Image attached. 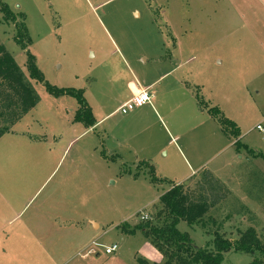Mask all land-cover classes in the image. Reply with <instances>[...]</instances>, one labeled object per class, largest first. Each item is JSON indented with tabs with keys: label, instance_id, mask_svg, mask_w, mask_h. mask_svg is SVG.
Segmentation results:
<instances>
[{
	"label": "rangeland",
	"instance_id": "rangeland-1",
	"mask_svg": "<svg viewBox=\"0 0 264 264\" xmlns=\"http://www.w3.org/2000/svg\"><path fill=\"white\" fill-rule=\"evenodd\" d=\"M2 2L17 24L26 25L32 39L28 49L46 79L58 87L83 89L98 117L123 103L128 81L147 87L169 72L150 92H159L158 98L177 95L182 79L208 108H218L237 123L243 143L264 153V0H0V43L40 96L0 138V264L51 263L42 245L54 255L58 247L75 244L66 245L72 236L58 228L63 223L59 214L93 218L101 223V242L120 243L125 224L131 229L141 221L160 224V196L179 183L152 181V166L130 162L136 151L123 136L119 142L127 163L105 151L106 139L126 131L134 110L111 114L96 131L73 121L77 99L57 98L30 76L27 49L17 42L16 23L5 19ZM218 138L208 136L201 145L194 141L191 154L208 156L220 147L215 144H226V136ZM176 146L184 152L181 141L167 143L169 154L159 149L154 163L183 161ZM240 151L234 146L187 182L181 180L194 189L204 170L216 169L213 174L231 190L205 215V225L179 223L197 246L213 244L216 231L235 241L249 227L264 242V157ZM135 173H140L137 179L131 176ZM143 213L149 219L142 220ZM47 216L55 225L45 227ZM45 228L50 236L43 235ZM93 247L105 255L104 248ZM116 254L119 259L109 264L165 260L141 230L129 233ZM253 258L232 249L222 264H250Z\"/></svg>",
	"mask_w": 264,
	"mask_h": 264
},
{
	"label": "trees",
	"instance_id": "trees-1",
	"mask_svg": "<svg viewBox=\"0 0 264 264\" xmlns=\"http://www.w3.org/2000/svg\"><path fill=\"white\" fill-rule=\"evenodd\" d=\"M6 20L17 21V16L11 11L9 5L1 3ZM16 40L28 54V68L30 76L41 81L47 91L55 96H72L79 103V108L74 117L75 121L83 122L91 127L97 123L92 108L87 102L84 90L72 87H58L50 83L45 74L38 68L36 57L28 49L32 39L28 36L25 24H17ZM26 37V40L22 39ZM199 104L206 109L219 123L223 132L230 137H235L237 149L245 147L239 140L240 128L237 123L227 118L218 108L205 104L203 98L197 94ZM40 96L31 81L27 78L14 56L0 43V138L17 123L26 113L34 108ZM208 108V109H207ZM256 157H264L262 152H255L248 148ZM151 179L159 182V178L152 166ZM231 193V190L216 177L211 171L204 170L197 181V186L191 189L187 183L174 184L172 188L161 195L160 201L163 208L159 212L160 224L152 221L140 222L133 229L125 224L126 233H135L141 230L146 237L161 251L165 260L163 262H149L138 258V264H222L225 252L232 249L246 252L254 256L250 264H264V242L261 240L254 227L242 231L240 237L232 241L224 234L216 231L213 244L197 246L188 232L179 230L181 221L188 224L201 223L205 225V215L220 200Z\"/></svg>",
	"mask_w": 264,
	"mask_h": 264
},
{
	"label": "crops",
	"instance_id": "crops-1",
	"mask_svg": "<svg viewBox=\"0 0 264 264\" xmlns=\"http://www.w3.org/2000/svg\"><path fill=\"white\" fill-rule=\"evenodd\" d=\"M168 73L162 74L159 78L155 79L150 85H148L147 88H151L155 86V84L157 85V82ZM178 82L179 83L177 84L181 85L182 87L179 88L180 90L177 95L168 93L165 94L162 98H158L159 92L154 90L152 92L153 97L151 103H148V105L145 104L147 105L145 107L143 105L136 108L133 111L134 118L132 117L130 118V120H128L129 124L126 128V131L124 133H119L118 135H116L115 139H106L104 148L105 151H110L109 154L117 155L118 158L122 159L123 163H127V161L124 160L127 158L126 150L124 148L125 145L122 144V141L119 142L120 138L122 139L123 137H125L127 138V143L131 145L136 151L134 160L130 162H133L134 164L143 161L145 162V164L147 163V165L153 166L156 175L162 179L159 182L176 180L179 182L177 184H180L184 183L183 181L181 182V180H186L185 182H187L192 178V176L194 175L193 173L205 169L208 166L209 160L219 156L222 152L229 151L234 146H236L235 142L237 141V139L232 140V137L223 132L217 120L207 110H204L201 107L197 98V94H195L194 91L186 84L182 85V79ZM140 87L143 86H141L139 83L136 84L132 80L128 81L127 92L125 95L126 99L123 101V103L129 100ZM156 94L158 101L157 104L154 105L153 99L155 98ZM62 97L63 96L58 98ZM87 102L89 103L88 100ZM120 106L109 115L101 117L97 116V113L91 106L97 123L91 127H88V129L93 131L98 130V127L104 123L106 118H108L115 112H119ZM158 110H161L162 115L159 116ZM176 113H178L177 116ZM150 114L153 115L151 119L148 117V115ZM184 117H188V119H185ZM73 121L75 123H78V121ZM153 122H157L160 128H155ZM197 130L198 133L193 139L188 137L189 134ZM217 135L219 138L223 137V135L226 136L225 145L221 146L219 145V143L215 144V147H220L216 151L212 150V153L206 156L207 158L202 155V151L191 154V151L193 150L192 143L194 141H196L198 145L206 144L208 142V136L212 139ZM241 140L240 142L245 145V148H243V146L240 149H237V153L241 152V149H246L249 152V145L247 143H243ZM177 141H181L184 152L186 149L190 153V155L197 161H192L191 159H189L187 153H184L180 147L176 146V151L179 155H181L183 161H180L178 163L176 161H162V165L160 163H154L155 153L159 149L165 151V154L168 155L169 150L165 148V145L167 143L172 144ZM71 143L72 141H70V144ZM213 144L214 142L211 141L210 148H212ZM205 146L203 147L202 145L203 149L205 148ZM251 149H253V147ZM241 157L243 158L244 156L242 155ZM210 171L212 173H216L217 170L214 169ZM139 174L140 173H135L131 174V176L137 179L139 177ZM165 190L168 191L169 188ZM59 216L60 221H62L63 223L60 224L58 228L60 230L65 229L69 232H66V237L69 235L72 236V239L66 245L72 244L74 242L76 243L70 246L58 247L57 249H55L54 255H51V253L47 250V247L42 245L43 249L49 254V257L52 260L51 263L44 262L43 264H109V262H111L109 261V259H111L112 261H117L119 259L118 254H116L117 250L113 253L115 255L111 257V255L113 254H107L105 250H103L105 253V255H103V252L101 253L99 250L93 247L97 246L105 249V246H110L113 243H117L116 241H113L112 244L101 242L103 232L100 231L101 223L99 221L90 217H84L83 219L78 220L71 217H63L60 214ZM51 220L52 219L47 216V220H45V227L46 223H48V225L50 226L55 225L53 224V222H50ZM73 232H75V236L72 235ZM51 234V230L49 228H45L43 235L50 236ZM128 238L129 234H124L121 237L120 245L126 242Z\"/></svg>",
	"mask_w": 264,
	"mask_h": 264
},
{
	"label": "built area",
	"instance_id": "built-area-1",
	"mask_svg": "<svg viewBox=\"0 0 264 264\" xmlns=\"http://www.w3.org/2000/svg\"><path fill=\"white\" fill-rule=\"evenodd\" d=\"M152 97L153 95L152 92H150V88L140 87L138 91H136L129 100H127L120 106L119 111L122 113H128L130 111H133L140 106L151 103ZM257 127H261V124H258ZM141 219H149V214L143 213L141 215ZM120 246V243H113L110 246H105V252L107 254H113L116 250L120 248Z\"/></svg>",
	"mask_w": 264,
	"mask_h": 264
}]
</instances>
